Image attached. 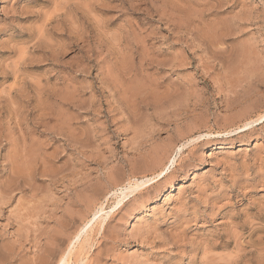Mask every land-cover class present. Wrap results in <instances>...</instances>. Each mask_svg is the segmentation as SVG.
<instances>
[{
  "label": "rangeland",
  "instance_id": "obj_1",
  "mask_svg": "<svg viewBox=\"0 0 264 264\" xmlns=\"http://www.w3.org/2000/svg\"><path fill=\"white\" fill-rule=\"evenodd\" d=\"M262 115L261 0H0V264H264Z\"/></svg>",
  "mask_w": 264,
  "mask_h": 264
},
{
  "label": "bare ground",
  "instance_id": "obj_2",
  "mask_svg": "<svg viewBox=\"0 0 264 264\" xmlns=\"http://www.w3.org/2000/svg\"><path fill=\"white\" fill-rule=\"evenodd\" d=\"M262 117L264 118V115H262V116H260L259 118H261L262 119ZM258 118V119H259ZM258 119H254V120H248V121H246L242 126H240L239 127V129H245V128H248L249 126H251L252 125V123L254 122V121H256V120H258ZM174 160L175 159H171V161H170V166H172V165H174ZM176 161V160H175ZM170 166H165V168L161 171V172H159L158 174H157V176L158 177H160V178H162V177H164L165 175H167V173H168V170H169V168H170ZM156 177V176H155ZM155 177H152V178H149L148 179V181L149 180H154L155 181ZM147 181V180H146ZM153 181V182H154ZM150 182V181H149ZM144 184V183H143ZM139 185H140V183H137V186L139 187ZM136 187V186H135ZM124 192V191H123ZM124 197L125 196H120V198L118 199V204H119V206H120V208L124 205ZM117 202V201H116ZM118 206V207H119ZM117 207V208H118ZM102 212V211H101ZM59 264H70V262L68 261V259H67V257L66 256H63V257H61V259H60V262H59Z\"/></svg>",
  "mask_w": 264,
  "mask_h": 264
},
{
  "label": "snow or ice",
  "instance_id": "obj_3",
  "mask_svg": "<svg viewBox=\"0 0 264 264\" xmlns=\"http://www.w3.org/2000/svg\"><path fill=\"white\" fill-rule=\"evenodd\" d=\"M262 6H264V0H261Z\"/></svg>",
  "mask_w": 264,
  "mask_h": 264
}]
</instances>
